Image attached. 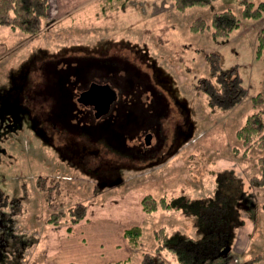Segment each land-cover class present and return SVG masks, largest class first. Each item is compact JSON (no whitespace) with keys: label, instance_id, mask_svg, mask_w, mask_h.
<instances>
[{"label":"rangeland","instance_id":"1","mask_svg":"<svg viewBox=\"0 0 264 264\" xmlns=\"http://www.w3.org/2000/svg\"><path fill=\"white\" fill-rule=\"evenodd\" d=\"M228 7L241 15L238 0L185 9L174 0H100L46 32L47 16L35 34L0 25V99L19 91L26 96L22 125L0 124V202H5L0 264H105L128 258V264H138L144 250L156 247V227L201 232L183 210L145 212V194L206 197L218 180L234 196L230 264L242 263L240 199L247 196L256 205L255 216L264 211V187L250 180L260 174L256 159L264 147L245 150L236 131L248 114L264 109V98H254L264 95V52L260 58L255 54L264 16L243 17L226 38L215 39L211 29H191L197 17L209 21L214 11ZM113 45L119 56L109 59ZM155 68L166 78L164 88ZM216 70L241 76L247 92L240 102L224 108L210 104L206 92L217 83ZM91 81L118 92L111 111L99 118L79 101ZM175 98L189 108L188 135L179 134L186 117ZM146 133L152 134L149 144ZM74 142L88 149L84 163L101 167L109 159L122 165L109 171L121 177L102 186L83 166L72 165L61 151ZM49 201L66 207L85 202L86 213L76 223L49 224ZM263 222L256 220L254 248L264 249ZM133 225L144 230L139 248L125 237ZM166 257L177 264L171 254Z\"/></svg>","mask_w":264,"mask_h":264},{"label":"trees","instance_id":"2","mask_svg":"<svg viewBox=\"0 0 264 264\" xmlns=\"http://www.w3.org/2000/svg\"><path fill=\"white\" fill-rule=\"evenodd\" d=\"M174 1L178 9H185L190 6L213 4L216 0ZM238 2L241 6V15L231 7L217 10L212 13L209 21L201 16L194 19L191 29L198 32L211 29L215 39L226 38L240 26L243 17L258 19L264 16V0H238ZM49 6L50 0H0V25L35 34L43 28ZM256 39L255 54L257 58H260L264 52V25L258 31ZM216 71L217 83L210 85L206 92L210 104L224 108L240 102L247 92L241 76L232 75L223 70ZM254 98L260 101L264 95L258 93ZM236 134L246 147L245 150L252 145L264 147V109L248 114ZM107 164L104 163L102 167L86 164L88 168L86 173L102 186L109 185V182L116 181L118 178L115 179L109 172L113 168L112 164ZM256 164L260 174L253 175L250 180L254 185L264 187V154L256 159ZM41 189L46 190L47 187ZM233 197L224 191L220 180L215 183L212 195L206 197H191L187 194L156 197L151 193L145 194L142 198L145 212L152 213L159 208L181 209L195 219L201 232L194 236L172 230L166 225L156 227L153 232L156 247L154 250H144L138 264H168L167 254H171L177 264H230L231 249L227 254H224L223 250L231 246L233 221L230 214V201ZM4 203L1 200L0 211L3 210ZM48 203L52 208L47 216L49 224H59L63 221L76 223L84 217L87 209L85 202H76L69 207L56 205L53 201ZM143 232V227L140 225H133L125 230V237L133 248L142 246ZM262 259H264V250L241 264H253ZM128 261L130 258L105 264H128Z\"/></svg>","mask_w":264,"mask_h":264},{"label":"flooded vegetation","instance_id":"3","mask_svg":"<svg viewBox=\"0 0 264 264\" xmlns=\"http://www.w3.org/2000/svg\"><path fill=\"white\" fill-rule=\"evenodd\" d=\"M114 46H116V47H114ZM114 50H119L120 51V48H118L117 45L110 46L107 49V58L115 59V58H117L119 56V55L117 56V54H115ZM122 50H124L126 52V54L127 53H131V52L134 53V51H135V50L131 51L130 49H122ZM137 52H138V50H137ZM120 54H122V53H120ZM124 56H126V55H124ZM94 58H99V57H97L95 55ZM154 70H156L154 76L157 78V80H158L159 84L161 85V87L164 88L165 87L164 83H166V78L161 74V72L159 70H157V68H155ZM94 83L95 84H99V85H103V86L106 85V84H102V83H99V82H96V81H91L89 83V85L86 88H84L83 90H81V92L79 94L81 95L82 92L88 90L92 86V84H94ZM106 86H109V85H106ZM115 93H116V97L113 100V102L111 103L110 108H109L107 113H109L111 111L113 104L118 99V92L115 91ZM13 94L14 95L9 96L8 98L2 95L1 99H0V124H1V126H3L6 129H12V127H14V125H20V124L22 125L23 117H24V114H25L23 112L22 102L24 100H26V96L24 97V95H22V93L20 91H19L18 94L14 93V92H13ZM176 101L178 103V106L184 111L185 117H186V121H185L186 128L179 129L181 131V132H179V134L181 136H182V134L188 135V133H187L189 131L188 129H191L193 127L192 121H191L190 116H189V108L187 106V103L181 102L180 99L177 98ZM80 102L83 105H85L88 108H90V110H92V112L95 114V116L97 118L102 117V116L107 114V113H105V114H102L100 116H97L96 115L97 114V110H96V107H95L94 104H92V103L86 104L83 101H80ZM5 119H6V121H5ZM179 126H181V125H179ZM184 132H186V133H184ZM146 134H148V133H146ZM86 151H88L86 146H81L80 144L77 145L74 142L72 146H69L67 149L61 151V155L64 156L65 158L67 157L66 158V159H68L67 161L72 163V165L76 164V165L83 166L84 167L83 171H86L87 166H86V163H84V158H83V153H85ZM104 163H108L109 164L110 163L109 159H106L105 161H103V163L101 164V167H102V165ZM121 166L122 165H119V164H113L112 165V167H116V168H118V167L120 168ZM113 177H115V179H117V178H120L121 176L120 175H117V176L113 175Z\"/></svg>","mask_w":264,"mask_h":264},{"label":"crops","instance_id":"4","mask_svg":"<svg viewBox=\"0 0 264 264\" xmlns=\"http://www.w3.org/2000/svg\"><path fill=\"white\" fill-rule=\"evenodd\" d=\"M98 1L100 0H50V8H49L48 15H47V23L43 31L46 32L47 30L53 28L54 26H56L57 23H59L62 20H65L67 18H72L76 13L83 11L86 8H89L91 5H93L94 3ZM2 32L7 33V34H12V32L7 29H5ZM5 47L6 45L4 46L2 50H6ZM241 198L242 199H240V205L243 209L242 215L245 218V224L243 225L244 230H241L239 232L237 248L242 253H244L242 255V262H244L245 260L253 258V256H256L257 254L261 253L264 250L262 247L254 248V246L252 245V242L254 241L252 239L255 237L256 235L255 232L257 231V227H258V225L256 224V220L257 219L260 220L261 218L264 219L261 213L264 211L263 210L259 211L257 216H255L253 210L254 208H257L256 205L253 202H249L250 200L247 199L248 198L247 196H243ZM178 211H181V209ZM192 220L194 221V223H197L194 218H192ZM111 224L113 223H109V226ZM113 226L115 225H112L111 227ZM261 228H262V231L260 234H264V222L261 223ZM113 229L111 228L108 231H112ZM174 229L182 231L178 228H174ZM191 235L197 236L199 234H191ZM230 249H232L231 246H230ZM168 264H171V262H169ZM253 264H264V259L256 261Z\"/></svg>","mask_w":264,"mask_h":264},{"label":"water","instance_id":"5","mask_svg":"<svg viewBox=\"0 0 264 264\" xmlns=\"http://www.w3.org/2000/svg\"><path fill=\"white\" fill-rule=\"evenodd\" d=\"M116 97L115 91L110 87L106 85H99V84H92V86L81 93L79 97V101H83L86 104L92 103L95 105L97 110V116H100L102 114H105L108 112L111 103ZM152 139V134L148 133L145 136L146 144H149ZM230 248H225L223 250L224 254H227Z\"/></svg>","mask_w":264,"mask_h":264},{"label":"built area","instance_id":"6","mask_svg":"<svg viewBox=\"0 0 264 264\" xmlns=\"http://www.w3.org/2000/svg\"><path fill=\"white\" fill-rule=\"evenodd\" d=\"M236 262H237V259H236Z\"/></svg>","mask_w":264,"mask_h":264}]
</instances>
